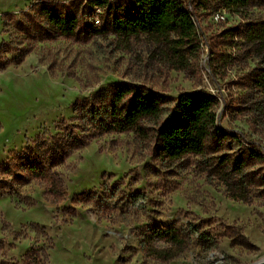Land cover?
I'll use <instances>...</instances> for the list:
<instances>
[{
  "label": "rangeland",
  "instance_id": "374dc122",
  "mask_svg": "<svg viewBox=\"0 0 264 264\" xmlns=\"http://www.w3.org/2000/svg\"><path fill=\"white\" fill-rule=\"evenodd\" d=\"M40 1L0 0V44L9 42L13 49L4 55L9 64L0 71V165L40 139L77 137L84 146L54 169L65 190L57 204L42 181L20 185L0 172V186L8 190H0V263L24 264L30 249L40 259L45 255L44 264L263 260L261 187L250 186V203L233 201L223 184L207 179L199 157L164 161L133 132L100 134L86 123L83 110L121 83L162 95V120L179 119L175 104L180 94H212L218 100L216 126L227 138L211 154L254 150L262 157L251 169L261 172L264 93L251 74L263 65L264 39L255 42L249 34L258 30L264 38V0H248L240 9L223 8L217 0H182L193 14L196 34L181 59L146 36L124 45L110 33L30 38L17 19L7 18L31 12ZM51 1L69 9L79 2ZM20 51L28 53L16 64ZM90 192L98 204L74 199ZM163 222H175L189 233L187 250L169 262L147 257L140 246V233ZM206 245L211 249L202 251Z\"/></svg>",
  "mask_w": 264,
  "mask_h": 264
},
{
  "label": "trees",
  "instance_id": "16d2710c",
  "mask_svg": "<svg viewBox=\"0 0 264 264\" xmlns=\"http://www.w3.org/2000/svg\"><path fill=\"white\" fill-rule=\"evenodd\" d=\"M217 1L227 9H240L248 3V0ZM95 17L99 19V25L93 23ZM21 18H26L27 22ZM7 19H17L20 31L39 41L56 37H102L110 33L124 45L132 38L151 37L167 46L175 59L183 58L185 44L194 40L196 34L193 14L182 0H79L74 9L57 1L41 0L31 12ZM249 35L255 42L264 39L258 30ZM12 50L11 43L0 44V71L9 64L4 55ZM27 53L20 51L14 62L20 63ZM251 80L264 93V62L252 71ZM105 93L101 92L102 96L97 97L99 100L89 103L83 110L86 123L100 134L133 132L155 156L168 162L189 155L199 157L198 166L206 171L207 179L215 178L223 184L227 196L233 201L250 203V186L256 185L264 190V169L259 173L251 169L261 160L260 153L243 148L239 153L211 154L227 138L216 126L218 100L214 95L180 94L175 104L179 119L168 117L162 120L166 99L160 94L146 93L129 83L117 84ZM82 146V139L77 137L40 139L21 152L11 154L6 163L0 165V172L20 185L42 181L49 200L57 204L65 198V190L54 169ZM0 190L8 192L6 187L0 186ZM10 197L14 195L10 194ZM74 199L95 205L99 200L91 192ZM140 234L143 253L160 262L181 256L190 242L189 233L175 222L157 223ZM211 247L206 245L202 251H209ZM44 257L40 259L30 249L25 254L24 264H44Z\"/></svg>",
  "mask_w": 264,
  "mask_h": 264
},
{
  "label": "built area",
  "instance_id": "2783aa9c",
  "mask_svg": "<svg viewBox=\"0 0 264 264\" xmlns=\"http://www.w3.org/2000/svg\"><path fill=\"white\" fill-rule=\"evenodd\" d=\"M93 23H94L95 25H99V19H98L97 17H95V18L93 19Z\"/></svg>",
  "mask_w": 264,
  "mask_h": 264
},
{
  "label": "water",
  "instance_id": "95a60500",
  "mask_svg": "<svg viewBox=\"0 0 264 264\" xmlns=\"http://www.w3.org/2000/svg\"><path fill=\"white\" fill-rule=\"evenodd\" d=\"M256 264H264V259L261 260L260 262L256 263Z\"/></svg>",
  "mask_w": 264,
  "mask_h": 264
}]
</instances>
